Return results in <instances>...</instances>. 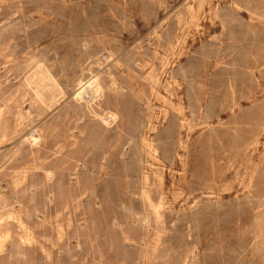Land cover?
Segmentation results:
<instances>
[{
  "label": "rangeland",
  "instance_id": "1",
  "mask_svg": "<svg viewBox=\"0 0 264 264\" xmlns=\"http://www.w3.org/2000/svg\"><path fill=\"white\" fill-rule=\"evenodd\" d=\"M0 1V115L9 128L0 137V264H264V0H210L212 11L193 17L195 0ZM162 57L167 74L187 70L176 150L166 137L172 114L156 122L176 100L151 96L148 77L151 69L168 77ZM39 63L53 71L56 98L24 82ZM91 79L109 104L86 107ZM186 93L197 96L199 116ZM109 112L115 120L106 126ZM144 135L166 165L148 172L156 187L165 181L157 210L135 190L148 162ZM46 160L59 167L51 181Z\"/></svg>",
  "mask_w": 264,
  "mask_h": 264
},
{
  "label": "bare ground",
  "instance_id": "2",
  "mask_svg": "<svg viewBox=\"0 0 264 264\" xmlns=\"http://www.w3.org/2000/svg\"><path fill=\"white\" fill-rule=\"evenodd\" d=\"M194 1V0H193ZM1 2V1H0ZM187 2V1H186ZM196 4H199L198 6H193V5H190L188 7V11L189 13L192 15L193 17V14L194 16L196 15L195 13H199L203 10L204 7H206L207 5H209V10H211V2L210 0H195ZM210 2V3H209ZM216 2V1H215ZM2 3V2H1ZM117 3V2H116ZM185 3V2H184ZM193 3V2H192ZM5 4V3H4ZM65 4V3H64ZM222 4V3H221ZM2 6V4H1ZM187 6V5H186ZM214 6V5H212ZM216 6V5H215ZM218 6V5H217ZM222 6V5H221ZM20 8V7H19ZM215 8V7H214ZM213 8V9H214ZM120 9V8H119ZM218 9V8H217ZM212 11V10H211ZM210 12V11H209ZM216 13V12H215ZM203 14V13H202ZM0 16H2V12L0 10ZM190 16V15H189ZM199 16V15H198ZM45 17V16H44ZM178 17V16H177ZM15 18V17H14ZM190 18V17H189ZM198 18V17H197ZM46 19V17L44 18ZM178 25H180V28L182 27V24H181V21H180V18H178ZM257 19V18H256ZM43 20V19H42ZM177 20V19H176ZM184 22V21H183ZM163 23V22H162ZM185 23V22H184ZM185 25V24H184ZM186 29V28H185ZM26 30V29H25ZM24 30V31H25ZM183 30V29H182ZM177 40V43L179 44L181 42V38H178L176 39ZM184 41V39H183ZM11 42V41H10ZM89 43V42H88ZM106 44V43H105ZM176 45V44H175ZM86 46V45H85ZM9 46L6 45V48L8 49ZM89 48V47H88ZM105 49V48H104ZM169 49L172 50L173 49V45L170 44L169 45ZM86 51V50H85ZM173 51V50H172ZM177 51V50H176ZM92 52V51H91ZM91 52H88L87 55L89 56L90 59H92L90 56L91 55ZM94 53V52H92ZM182 52H181V49L179 48V52L177 53L176 56H179L181 55ZM48 55V54H47ZM175 55V54H174ZM11 56V55H10ZM1 57V56H0ZM103 57V56H102ZM107 57V56H105ZM5 60L6 58L8 59L9 57L7 56H4ZM95 58V57H94ZM159 58V57H158ZM44 59V58H43ZM46 59V58H45ZM110 60V59H109ZM167 57H162L161 58V72H162V75H166L167 74V67L168 65L170 64L169 61L167 60ZM171 60V59H170ZM40 61V60H39ZM92 61V60H91ZM98 61V60H97ZM14 62V61H13ZM5 63H9L7 61H5ZM37 63V62H36ZM97 63V62H96ZM40 64V63H39ZM43 64V63H42ZM5 67H6V64H4ZM11 65V64H9ZM35 65V64H34ZM98 65V64H97ZM152 65V64H151ZM29 66V65H28ZM160 66V65H159ZM173 66V65H172ZM33 67V66H32ZM31 67V68H32ZM120 67V66H119ZM7 68V67H6ZM36 68V67H35ZM51 68V67H50ZM81 68V67H80ZM106 69V68H105ZM155 69V68H154ZM173 69V68H172ZM9 70V69H8ZM33 70V69H32ZM52 70V69H51ZM49 68H48V65L44 64V65H39L38 66V70H36V72L28 79H26V86L27 88L29 89V91H32L34 94H36L37 96H40V97H47V98H56V94H60V93H57L58 92V86L57 84L55 83V80L53 79L52 77V72ZM29 71V70H28ZM99 71V70H98ZM160 71V70H158ZM30 72V71H29ZM100 73V72H99ZM159 74V73H158ZM26 75V74H25ZM64 75V74H63ZM149 75V76H148ZM148 77H150L151 79V83H150V88H151V96H154V98H157L158 95H161L160 93L161 92H166L168 94H170L172 97L175 98L176 100V105H174L173 103V107L170 109V110H166V109H161V111L158 113V115L156 116V122H163L164 120H167L168 117L170 116V114H172V122L174 123L173 126L171 128H169V130L167 131V134H166V137L170 140V143L174 146V149L176 148L175 146L178 145V148L180 146V143H181V138H180V128H183L185 125H184V119L186 117V111L184 109V105L186 103L185 101V98L184 97H181L179 96V94H181L183 92V88H184V84L187 83V70H183V72L181 71L180 74L178 73L177 75L175 74H167L168 77H169V80L166 78V79H163L161 80V77H159V75H157L155 73V70L151 69L148 73ZM166 75V76H167ZM74 76V75H73ZM93 77V76H92ZM6 78V77H5ZM95 78V77H94ZM98 78V77H97ZM108 78H111V77H108ZM23 79V78H22ZM101 79V78H100ZM148 79V78H147ZM149 79V80H150ZM3 80V79H2ZM57 80V79H56ZM110 80V79H109ZM88 81V80H87ZM102 81V80H101ZM105 81V80H103ZM108 81V79H107ZM80 82V81H79ZM82 82V81H81ZM111 85L109 87V90L112 91L113 93L111 94L113 97H116L117 94H120L119 93V90L122 89L120 88L119 85L116 84L115 80L113 79L111 81ZM83 84V83H82ZM88 84V83H87ZM71 85V84H70ZM4 86V85H3ZM21 86V85H20ZM79 87H81L80 85H78ZM104 86V85H103ZM97 79H94L92 80L91 79V82L89 83L88 85V88H86V91L87 89H89L91 91V93H88L86 98L84 99L85 101V105L87 108H89L91 106V104H95L96 103V100L98 101L100 98H103V102H106L108 103V97H107V94H106V90L104 89L103 87ZM78 87V89H79ZM108 87V86H107ZM26 88V87H25ZM88 90V91H89ZM24 91V90H23ZM82 91V89L80 90ZM85 91V89H84ZM89 91V92H90ZM121 91V90H120ZM161 91V92H160ZM194 91V89H193ZM150 92V91H149ZM160 92V93H159ZM195 92V91H194ZM81 93V92H80ZM84 93V92H82ZM82 93L81 94H78L77 95V101H80L82 98H84V96H82ZM109 93V92H108ZM122 94V93H121ZM120 94V95H121ZM187 94V93H186ZM28 95V94H27ZM86 95V94H84ZM163 95V94H162ZM167 95V94H166ZM29 96V95H28ZM58 96V95H57ZM150 96V95H149ZM144 97L145 95L143 94L142 92V95H141V99L143 98L144 100ZM166 97V96H165ZM188 100V104L190 105V108L189 110L191 111V113L193 115H196V116H199V114L202 113V108L199 107V104L196 103V101L198 100L197 99V96H196V99H195V95L194 96H189L188 94L185 96ZM152 99V98H151ZM159 99V98H157ZM168 99V98H167ZM4 100V99H3ZM3 100H1L3 102ZM162 100V99H161ZM193 101H195V103H193ZM53 102V101H52ZM56 102V101H55ZM89 102H91L89 104ZM160 102V101H159ZM167 102V101H165ZM98 103V102H97ZM153 103V102H152ZM162 103V101H161ZM164 103V102H163ZM170 103V102H169ZM102 104V103H101ZM109 104V103H108ZM148 107L150 106V100H147L146 103H145ZM1 105V104H0ZM83 105V104H82ZM171 105V104H170ZM94 106V105H93ZM116 106V105H115ZM146 106V107H147ZM169 106V105H168ZM3 107V106H2ZM5 107V106H4ZM67 107V106H66ZM79 107V106H78ZM85 107V106H84ZM100 107V106H99ZM11 108V107H10ZM113 108V107H112ZM118 108V107H117ZM116 108V109H117ZM9 109V108H8ZM82 109H83V106H82ZM85 109V108H84ZM202 109V110H201ZM96 110V109H95ZM99 110V108H98ZM8 111V110H7ZM10 111V110H9ZM81 111V110H80ZM79 111V112H80ZM92 111V110H91ZM118 111V110H117ZM15 112V111H14ZM12 113V112H11ZM82 113V112H80ZM85 114V113H84ZM87 114V112H86ZM106 114V113H105ZM9 115V114H8ZM51 115V114H50ZM95 115V114H94ZM151 115V113H150ZM16 116V115H15ZM79 116V115H78ZM98 116V115H97ZM152 116V115H151ZM34 117V116H33ZM56 117V116H55ZM104 117V115H103ZM4 118V117H3ZM20 118V115L18 114L17 117H15V126L17 125V122ZM48 118V117H47ZM82 118V117H81ZM100 118V117H99ZM76 119V118H75ZM101 119V118H100ZM10 120V119H9ZM12 120V118H11ZM39 120V119H38ZM79 120V119H78ZM102 121H104L103 119H101ZM115 120V115L111 112H109V120H107L104 124H109L110 122L114 121ZM186 120V119H185ZM6 121V120H5ZM89 121V120H88ZM74 122V120H73ZM75 123V122H74ZM77 123V122H76ZM178 123V124H177ZM22 124V123H21ZM27 124V123H26ZM69 124V123H68ZM89 124V123H88ZM77 125V124H76ZM156 125V124H155ZM20 126V125H18ZM38 126V125H37ZM110 126V124L108 125ZM75 127V126H74ZM16 128V127H15ZM18 128V127H17ZM88 129V128H87ZM155 129V126H154V123H153V120L152 118H149L148 120V126H147V133L149 132H152L154 131ZM12 130V129H10ZM182 130V129H181ZM33 131V130H32ZM39 131V130H38ZM24 132V131H23ZM79 132V131H78ZM46 133V131H45ZM37 134V132H36ZM39 134V133H38ZM9 135V128L8 126H6V124H3L2 125V117L0 115V137L2 139L4 138H7V136ZM11 135V134H10ZM42 135V134H40ZM37 136V135H36ZM84 136V135H83ZM182 136V135H181ZM10 137V136H9ZM44 137V135H43ZM58 137V136H57ZM14 138V137H13ZM28 138H29V141L32 142L34 145L38 143V138L35 137V134L34 133H31L30 135H28ZM50 138V137H48ZM59 138V137H58ZM118 138V137H117ZM8 139V138H7ZM57 139V138H56ZM55 139V140H56ZM149 139V138H148ZM146 138V136L144 135L142 137V141H141V150H143L144 153H146V158L148 159V162L146 161L147 163V166H144L143 168V171L141 172V175L139 176L140 180L139 182L135 180V190L136 189H140L141 191V198L142 200L144 201V203L150 207V208H153L154 210H157L158 208H160L161 206H163L164 204V194H163V190H164V185H165V181L162 180V178L160 179V183L158 184V187H156L155 185H153V182L154 181H151V176L149 175V171L150 173H154L155 170L153 166V163H156L157 165H162L163 167H165L166 169V165H164V163L161 161V153L159 152L158 150V146L157 145H153L151 144L150 140H148ZM45 140V138H44ZM7 141V140H6ZM42 141V140H41ZM40 141V142H41ZM46 141V140H45ZM49 141V139H48ZM53 141V140H52ZM2 142V141H0ZM47 142V141H46ZM55 142V141H54ZM75 142V141H74ZM31 143V144H32ZM91 143V142H89ZM184 143V142H183ZM40 144V143H39ZM116 144V143H115ZM118 144V143H117ZM87 145V144H86ZM97 145V144H96ZM16 146V145H15ZM39 146V145H38ZM42 146V145H41ZM24 147V146H23ZM87 147V146H86ZM182 148V147H181ZM41 149V148H40ZM43 149V148H42ZM54 150V149H53ZM60 150V149H59ZM64 150V149H63ZM176 150V149H175ZM173 150V153L174 151ZM40 151V150H39ZM58 151V150H57ZM60 152V151H58ZM109 153H111V151L109 150L108 151ZM176 152V151H175ZM3 153V152H2ZM31 153V152H30ZM178 153V152H177ZM33 154V153H32ZM31 154V155H32ZM57 154V152L55 153ZM37 155V154H36ZM38 156V155H37ZM33 157V156H32ZM144 157V156H143ZM173 157V156H172ZM34 158V157H33ZM138 158V157H136ZM179 159L178 160H173L171 161L170 163L171 164H175L176 161L177 162H182L183 161V158H181V156L178 157ZM140 158H138L137 160H139ZM39 161V160H38ZM41 161V160H40ZM150 161V162H149ZM37 162V160H36ZM44 162V161H43ZM40 164V162H39ZM76 164V163H75ZM43 166V172H44V178L46 181H51L54 177V173H56L57 171L53 172V170L55 168H57L58 164H56L57 167H55L53 170H51V166H49L47 164V160H46V164L43 163L41 164ZM52 165V164H51ZM8 166V165H7ZM33 166V165H32ZM60 166V164H59ZM41 167V166H40ZM61 167V166H60ZM35 168V167H34ZM64 168V167H63ZM29 169V168H28ZM31 169V168H30ZM59 169V167H58ZM42 170V169H41ZM63 171V169H61ZM85 170V169H84ZM160 170V168H159ZM16 172V171H15ZM42 172V171H41ZM158 172V171H156ZM28 173V172H27ZM26 172L24 174H27ZM61 173V171H60ZM160 173V172H159ZM101 174V173H100ZM99 174V175H100ZM140 174V173H139ZM156 174V173H155ZM158 174V173H157ZM162 174V177L165 178V172L163 173H160ZM104 175V174H103ZM33 176V175H32ZM161 176V175H160ZM25 179V178H24ZM21 180V179H20ZM76 180V179H75ZM24 181H22L23 183ZM21 183V182H19ZM18 183V184H19ZM21 183V184H22ZM61 183V182H60ZM15 184V183H14ZM25 184V183H24ZM46 184V183H45ZM90 185V184H89ZM14 186V185H13ZM17 186V185H16ZM19 186V185H18ZM91 186V185H90ZM26 187V186H25ZM59 187V186H58ZM245 187V186H243ZM16 188V187H14ZM37 189V188H36ZM61 189V188H60ZM16 190V189H15ZM156 190L157 193H158V198L155 199L153 198V191ZM13 191V190H12ZM58 191V190H57ZM60 191V190H59ZM24 192V191H23ZM23 194V193H22ZM14 196H16L14 194ZM13 196V197H14ZM84 196V195H83ZM50 198V197H49ZM75 197H72V200H74ZM15 201V200H14ZM32 201V200H31ZM13 204V202H12ZM14 205V204H13ZM18 205V204H17ZM16 205V206H17ZM20 205V204H19ZM48 205V204H47ZM69 204L66 202L65 203V207H67ZM72 205V204H71ZM86 205V204H85ZM21 206V205H20ZM45 206V205H44ZM64 206V205H63ZM94 206V205H93ZM12 208V207H10ZM18 208V207H17ZM34 209V208H33ZM32 209V210H33ZM19 210V209H18ZM17 211V210H16ZM8 212V211H7ZM45 212V211H44ZM12 214V213H10ZM9 215V214H8ZM7 215V216H8ZM57 216V215H56ZM13 217V216H12ZM10 218V217H8ZM14 218V217H13ZM54 218V217H53ZM12 220V219H10ZM36 220V219H35ZM140 220L146 222L147 221V216H142V218H140ZM14 221V219L12 220ZM41 221V220H40ZM20 222V221H18ZM41 223V222H40ZM18 224V223H17ZM22 227V226H21ZM32 229V228H31ZM59 229V228H58ZM21 230V229H20ZM16 231V230H15ZM27 231V229H26ZM25 231V232H26ZM24 232V231H23ZM8 234V233H7ZM6 236V235H5ZM27 236V234H26ZM9 237V236H8ZM22 237V236H21ZM28 237V236H27ZM32 237V236H31ZM30 237V238H31ZM29 239V238H28ZM20 240V239H19ZM24 240V239H23ZM25 241V240H24ZM19 242V241H18ZM23 242V241H22ZM24 243V242H23ZM26 243V241H25ZM4 244V243H3ZM20 244V243H19ZM9 245V244H8ZM11 249V248H10ZM18 254V253H17Z\"/></svg>",
  "mask_w": 264,
  "mask_h": 264
}]
</instances>
